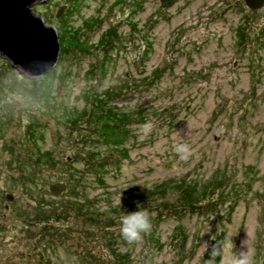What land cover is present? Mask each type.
<instances>
[{
	"label": "rangeland",
	"instance_id": "374dc122",
	"mask_svg": "<svg viewBox=\"0 0 264 264\" xmlns=\"http://www.w3.org/2000/svg\"><path fill=\"white\" fill-rule=\"evenodd\" d=\"M122 1L46 0L31 6L57 28L59 38L64 35L67 39L61 42L65 50L61 47L59 73L50 80L55 100L43 103L31 97L26 88L38 78L26 76L0 55V83L14 86L21 80L26 86L18 84L20 88H11L15 92H0V101L13 108L4 123V134L0 131V224H6L0 231V264H39L40 258L47 259L41 264H228L246 252L253 264H264V6L252 10L245 0H181L162 10L160 0ZM102 16V22L91 26L95 24L91 19ZM89 20L83 42L64 33L75 25L80 26L82 36L81 28ZM109 27L114 29V37L104 33ZM100 40L103 47L96 45ZM96 65L103 75L101 83H93L96 90L104 92L127 80L133 83L132 90L116 102L126 109L142 106L147 110L143 118L125 127L105 122L97 125L95 132H103L102 137L108 139L104 148L114 150L95 156L91 169L86 159L98 148L95 132L85 122L81 129L71 130L60 113V103L84 105L79 95L89 87L84 74ZM63 73L70 74L61 84ZM0 111L3 128L2 113L9 109ZM34 118L45 122V137L38 146L33 141L44 133L36 132L33 141L26 133ZM147 122L154 127L143 135L140 130ZM178 143L188 144L192 155L187 159L178 156L174 150ZM8 146L17 154L14 165L16 156L10 155ZM38 147L49 149L57 161L55 166L43 167L45 176L40 182L44 188L39 194L55 204L80 198L70 190V183L61 194L50 192L49 184L68 182L67 171L85 168L89 179L86 193L101 211L100 218L91 219L90 224L79 215L52 219L54 225L68 230V236L48 250L41 244L52 237L38 236L39 227L26 239L15 226L20 220L16 202L33 203L36 194L7 176L17 175L22 168L17 160L26 154L36 157ZM69 156L74 157L72 165L67 162ZM6 163L15 171L7 170ZM223 171L238 182L230 191L238 196L231 210L227 205L235 198L223 199L225 203L210 213L166 211V217L156 216L151 222L152 229L142 243L129 245L123 240L121 217L133 212L128 200L138 203L130 191H140L155 215L160 205L175 202L179 196V187L172 183L164 194L156 190L162 182H207ZM100 173L107 185L97 179ZM249 184L252 188L248 190ZM218 191L213 192V199ZM6 193H14L15 205L5 199ZM108 217L111 227L103 220ZM180 225L183 241L177 232ZM105 231L115 239L117 253L110 249L108 234L101 238ZM212 248L220 252L214 260Z\"/></svg>",
	"mask_w": 264,
	"mask_h": 264
},
{
	"label": "trees",
	"instance_id": "16d2710c",
	"mask_svg": "<svg viewBox=\"0 0 264 264\" xmlns=\"http://www.w3.org/2000/svg\"><path fill=\"white\" fill-rule=\"evenodd\" d=\"M123 3L124 1L118 0V3ZM164 16V15H163ZM100 19V20H99ZM93 18L91 19V26L95 27L97 22H102L103 16L101 18ZM90 20L86 22L85 26H82L81 32L84 31L83 35H80V26H72L71 28H68V30L64 29V33H66V36L69 38L75 40V39H81L80 41L83 42L84 40L81 38L85 35V29L86 27L89 26ZM114 29L113 28H107L104 33L108 35L110 38L111 36L114 37ZM89 36V34H88ZM109 37H107L109 39ZM244 39L245 37H242ZM67 39L64 38V35L61 36L60 38V43L62 41H65ZM99 47H103L104 42L99 41L96 44ZM79 46V45H78ZM62 49L65 50V45H61ZM85 49V48H84ZM110 58V55H109ZM107 59V58H106ZM59 66L60 64H56L55 68H53L50 72H48L44 77H39L38 79H33L31 82V85L27 89V93L31 97H37L42 100L43 103H46L50 99H56V94L54 93V87L53 84L50 80L53 79L59 72ZM95 66V65H94ZM12 67V66H10ZM68 75L63 73V76H60V81L62 84L63 80H67ZM77 77H79V74H76ZM86 78L84 77L85 80L88 81L89 87L87 88L86 91H81L79 95H81L82 100L84 101V105L80 107L79 105L71 104V105H65L63 103H60V113L65 116L68 120V125L69 128L72 129H81L83 126V123H87L90 126V129L93 131V133L97 132V125L102 122L106 123L107 125H113L115 128L116 127H125L128 123H131L133 121H136L138 119L143 118L144 112L147 110L145 107H133L132 109H126V106H120L117 102L116 99L120 98L122 96L126 95V92L128 90H132V84L133 83H126L124 82H117L116 86H109L106 91L100 92L96 90V85L93 84L94 81L95 83H101L103 81L102 79V73L98 69L97 65L96 68H90L86 74ZM68 83V82H67ZM24 85V82L21 80H18V83H14V86L8 83H0V92H8L12 93L17 91V89L12 90L11 88H20L18 86ZM22 84V85H21ZM23 87V86H22ZM24 86L23 88H25ZM68 92V91H67ZM0 110H2L5 107V110L8 108L9 111L4 114L2 113V123H3V128H1L0 125V131L2 134H4V123H7V120L10 119L12 113H13V108L11 104L4 103L3 100L0 101ZM2 106H4L2 108ZM129 107V106H128ZM59 108V106H58ZM1 113V111H0ZM62 117V116H61ZM63 120V118H61ZM99 127V126H98ZM45 131V122H39L37 119H32L30 120V126L26 127V133L28 138L33 141L32 139L35 138V134L38 131H42L44 133ZM93 134L95 138L98 141L96 145L98 148L93 150L89 157H87L86 160H89L86 164L87 167H91V169H94L95 166L93 165L94 162L97 161V158L95 156H98L102 151H106L109 149H113V147H105L104 148V142L108 143L107 138H103L104 133L100 131L99 134ZM40 137V136H39ZM45 137V133L43 137H40L38 139H35L33 142L35 143V146H38L37 143L40 139H43ZM101 137V139H99ZM8 144L11 145V140L8 141ZM7 145V144H6ZM95 145V144H94ZM102 145V146H101ZM80 146V145H79ZM11 146H8V151L10 152V155L14 157L12 160V164L16 163L17 159V154L13 155L15 153L11 148ZM39 148V152H35L34 154H37L36 157H31L30 155L26 154V157L20 156V159L17 160L19 161L22 165V168L18 170L19 173L15 175L12 169L13 167H9V165L6 163V169L7 170H13L12 174H8L9 179L13 180L14 182H18L20 186H25L26 191L29 192L30 194L35 193L36 195L34 196L33 203H26V202H16V208L19 211V222L18 227L23 233L26 234V239L27 237L31 236L33 234V230L35 227H39L38 231V236L41 235V237H47L51 236L52 239H46L42 245L43 249L45 248L46 250L49 249V247L53 246V243L56 245L55 241L57 243L60 242L65 236H68V230L67 229H61L54 225L52 223V219L55 221H60L63 220L64 218L67 217H75V216H80L81 218L85 219L88 224L91 223V219H99L101 216V211L95 209L94 207V202L92 199L88 196L86 193V185L89 183V179L86 177V172L85 168L82 169H76L72 168V170L67 171L68 178H67V185L70 183V190L72 192H75L77 195L80 196V198L74 197V198H69L67 200H61V203H52L51 200H48L42 193L39 194V190H43V185H41L40 178L42 175L45 176V168L44 166H55L57 165L56 159L52 156L51 152L49 149L43 150L41 147ZM34 149V146H33ZM125 154H127V149L122 150ZM107 158H110V155H107ZM11 160V158H9ZM67 162L69 165H72V162H74V157H67ZM60 164V162H59ZM24 165V166H23ZM103 167V166H102ZM10 168V169H8ZM225 172V171H223ZM97 179L99 182L103 183L104 185H107L105 181V176L103 173H100L97 175ZM193 180H187V179H179V180H174L170 179L168 181L162 182L156 190H161L162 194L164 192H168V187L172 183V185L178 186L179 187V196L175 200V202L172 203H167L164 202L163 205H160V209L156 210V214H152L151 207L147 206V199L141 197V192L140 191H135L133 189L131 192V197L134 199L138 200V203L135 202H130L128 200L127 206L132 208L133 211L137 210H144L149 214V217L151 219V222L156 221V216L158 218H164L166 217L167 213L174 212L176 210V214H179L184 212V210L189 211V212H195L198 210L200 214L204 213H210V212H215L218 210V206L220 204H223L225 200L223 199H228L231 201L233 198H235L232 203L228 204L227 207H230V210L232 209L233 206L236 205L238 199H237V194H232L230 191L232 188L238 183L234 179L232 181V178L227 173H222L221 176H217L212 178L211 180H208L207 182H198ZM104 181V182H103ZM240 184V183H239ZM50 185V184H49ZM241 185V184H240ZM245 186V185H243ZM251 185L249 184V188ZM246 187V186H245ZM50 189V188H49ZM215 190H219V195L217 198L213 199V192ZM212 191V194H211ZM51 192V191H50ZM12 195L13 199H8V195ZM233 195L235 197H233ZM242 195V194H240ZM222 196V197H221ZM226 198H223V197ZM5 199L12 201V204L14 203V198L15 195L14 193H6L4 194ZM231 197V198H230ZM209 198H211L209 200ZM230 198V199H229ZM126 199V198H125ZM132 200V199H131ZM227 202V201H226ZM225 203V202H224ZM15 205V203H14ZM220 208V207H219ZM166 211H168L166 213ZM104 212V211H103ZM196 213V212H195ZM74 214V215H72ZM109 219H103L105 224L108 227H111L112 225L110 224V220L112 218L108 217ZM102 219V218H101ZM102 221V220H101ZM82 222V220H81ZM103 222V221H102ZM109 222V223H108ZM6 224H0V231L2 228H5ZM182 225L178 227L177 232L182 236V241L184 239V234L182 230ZM109 231V230H108ZM108 234L109 241L111 243L110 249L114 250L117 248L115 246V239L112 237V234L110 232H102L101 238H105V236ZM40 237V238H41ZM54 237L56 240H54ZM39 238V239H40ZM218 243H221L218 242ZM214 248V247H213ZM212 248V249H213ZM218 248V247H217ZM115 253H117L115 251ZM91 254V253H90ZM93 258V257H92ZM40 260V261H39ZM38 263H47V259H39Z\"/></svg>",
	"mask_w": 264,
	"mask_h": 264
},
{
	"label": "water",
	"instance_id": "95a60500",
	"mask_svg": "<svg viewBox=\"0 0 264 264\" xmlns=\"http://www.w3.org/2000/svg\"><path fill=\"white\" fill-rule=\"evenodd\" d=\"M46 0H0V55L30 78L45 76L58 63L61 43L58 30L32 10V5ZM175 0H161L166 7ZM252 8H259L264 0H245ZM66 5L62 6L61 15ZM67 183L56 181L49 185L53 194L67 190ZM8 199H13L8 195Z\"/></svg>",
	"mask_w": 264,
	"mask_h": 264
},
{
	"label": "clouds",
	"instance_id": "9594fccd",
	"mask_svg": "<svg viewBox=\"0 0 264 264\" xmlns=\"http://www.w3.org/2000/svg\"><path fill=\"white\" fill-rule=\"evenodd\" d=\"M153 127L154 125L151 122H147L142 126L140 131L143 135H148ZM174 150L182 159H187L193 152L192 148L184 143L174 145ZM120 225V235L129 245L142 243L144 235L148 234L152 229L149 214L141 209L122 216ZM216 255H220V252L213 249L211 253L212 260H214ZM228 264H253V261L249 252H246L231 258Z\"/></svg>",
	"mask_w": 264,
	"mask_h": 264
},
{
	"label": "flooded vegetation",
	"instance_id": "af4514ba",
	"mask_svg": "<svg viewBox=\"0 0 264 264\" xmlns=\"http://www.w3.org/2000/svg\"><path fill=\"white\" fill-rule=\"evenodd\" d=\"M181 0H175L173 3H171L169 6H166V7H163L162 6V2H161V0H160V5H161V9L162 10H168L169 8H171V7H173V6H175V5H177L179 2H180ZM246 3V2H245ZM247 5V4H246ZM248 6V5H247ZM264 6V3L262 4V6L261 7H263ZM249 7V6H248ZM261 7H259V8H255V9H252V10H259ZM250 8V7H249Z\"/></svg>",
	"mask_w": 264,
	"mask_h": 264
}]
</instances>
